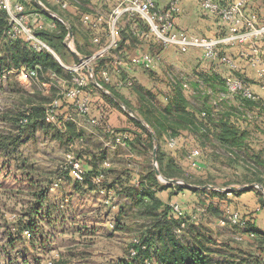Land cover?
Wrapping results in <instances>:
<instances>
[{"label":"rangeland","instance_id":"374dc122","mask_svg":"<svg viewBox=\"0 0 264 264\" xmlns=\"http://www.w3.org/2000/svg\"><path fill=\"white\" fill-rule=\"evenodd\" d=\"M38 1L39 5L43 4L41 0ZM52 1L55 3L53 6H56L58 2L66 3L68 10L58 4L61 8L58 7L59 12L68 13V16H71L75 23L78 17L80 22H83L81 18L86 10L95 9V12H103L102 10H104L109 13L117 5L114 0H99L98 4L94 6L89 0ZM40 7L43 9L41 5ZM52 13L60 16L54 11ZM1 17L3 16L0 13ZM63 20L66 25L69 24L65 19ZM41 21L43 22V28L47 27L46 19ZM49 25L53 27V24L50 23ZM68 45L74 48L71 40ZM158 57L160 59H158L155 67L157 71H148L138 66L139 69L135 72H138L137 76H139L136 79L138 80L137 84L154 91L156 94L155 102L158 107H161L165 106L167 102L163 96V92L167 88L163 85L167 75L175 77L173 74L176 73L178 75L181 74L183 77L187 76L188 80L184 79L185 88L191 87L189 81L194 75L184 68H178V66L174 68L173 65L167 66L161 55ZM81 76L85 77L83 74ZM75 78L76 76H74L73 80ZM144 81H148L149 85ZM22 83L21 73L16 72V70L1 72L0 111L8 112L13 116L26 114L27 110L30 111L31 108L30 101L35 102V98L41 100L46 98L47 93L42 94L41 82L35 84L34 81L29 85ZM50 85L55 91L59 92L58 96L66 91L64 85L56 88L59 85L55 80H52ZM163 87L165 88L163 89ZM190 89L187 88L188 92L186 94L189 101L193 102V104L199 103L202 105L203 98L202 96H197V93L209 95L210 104L208 106H212L210 111H213L212 113L215 115L214 121H216L218 127H220L219 120H221V117H231L232 120L236 121V124H239L243 131L241 134L244 137L240 139L242 142L239 143L240 141L238 140L237 144L243 147L233 149L235 151L233 153L220 142L218 135L207 137V140H204L205 144L201 145L202 156L199 159V161L204 163L203 166L206 167V170L199 169L193 166V163H198L191 156V150L194 146L192 135L188 131L183 130L182 133H179L182 139H179L178 144L169 145L170 148L168 145L167 147L165 146V149L168 150L167 152L174 156L175 165L180 167L179 170L176 169L181 174L171 178L176 179V183L167 182L165 180L167 178L161 172L160 175H157L156 168L159 169V165L158 163L155 165L152 162V153L155 147L148 150L147 154L140 156L139 162L141 164L137 162L135 164V160L129 161L123 156L120 157L121 159L115 158V161H113L114 155L110 156L109 159L114 162L116 172L124 175L126 172L135 173L139 170L146 173L148 169H152L163 184L185 185L191 188H202L203 186L211 185L215 189L226 193L230 191L228 188L232 186L243 187L244 185L240 184L243 179L242 176L247 171L249 172V165L253 167L251 165L253 156L255 154H263V151H254V148L258 149L264 143V110H258L259 108H255V106L253 108L244 105L236 97L230 99L225 96V99H223L224 97L222 98V96L227 91L224 92V90H220L217 87L218 90L214 93V88L209 84L200 85L199 89L201 92L199 89V92L195 89L190 91ZM160 90L162 91L161 94H159ZM133 103L135 107L138 105L136 100ZM60 107L63 109L58 111L56 121L42 120L36 126L32 123L24 131V134L21 137L19 136V140L15 142L16 145L15 149L12 150V154L7 156L0 155V264H120L121 261H129L133 239L142 234L146 235L144 232L147 231V227L150 228L149 220L142 216L141 207L135 205L130 198L128 199L126 193L119 195L114 190L109 193L107 190H102L101 187H98L99 190L97 191L91 190L84 193L75 190L71 166L76 161L80 164L79 159H83V155L81 156L80 154H84L85 148L88 151H90L89 149L101 151V149L97 148L101 145L95 139H85L86 130L88 133L92 131V128L78 127L74 121L77 118V110L73 103L63 99L60 101ZM125 111L128 112L127 110ZM230 111H233L236 115L228 113ZM135 112L139 114L137 110ZM243 115L246 116L244 117ZM139 116L145 122L140 114ZM171 116L175 117L177 114L173 112ZM13 125L14 123L10 119L0 120V135L16 134L13 133L15 130ZM145 125L149 129L146 122ZM257 129L258 131H255ZM86 141H88L87 144ZM108 143L110 144V142ZM175 146L178 147L177 151L170 152L169 150L176 149ZM198 149L201 151L200 148ZM262 156L264 160V154ZM150 163L152 164L151 166H149ZM261 172L264 174V169ZM126 174L127 176L125 177L130 180L129 184H133L132 177L128 173ZM30 180H32L33 187H30ZM35 181L39 182L45 190L47 188V200L41 206L42 209L44 207L41 212L42 215L35 216L34 213L31 225H27L24 222L23 228H21L20 222L30 218L27 216V212L34 209L37 202L35 194H37L38 189L35 188ZM226 184L228 186L224 187ZM258 190L261 191L264 199V190ZM162 194L163 199L173 206L178 205L183 211L189 214H196L198 221H196L194 227L196 229L200 228L203 234H208L214 238L213 240L215 241L211 242L208 247L212 250L209 253L212 254L208 259L209 262L213 264H246L239 260L241 259L240 257L234 255L235 251H232L233 249H229V247L235 248L233 247L234 245H226L224 242L229 240L231 233H234L235 228H232L231 225L235 224L232 222L223 223V220H218L216 215L207 211L206 207V205H211L213 211L221 210L228 216L232 212L240 213L239 208H241L244 201L242 202L238 197L239 195L233 192L227 194L225 198L216 195L214 197L204 195L197 197L187 191L185 195L172 201L169 200L167 192ZM195 208L199 210L197 209L198 211H196ZM47 210L49 211L48 213ZM117 219L120 220L118 225L116 223ZM234 235L239 237L241 233H235Z\"/></svg>","mask_w":264,"mask_h":264},{"label":"trees","instance_id":"16d2710c","mask_svg":"<svg viewBox=\"0 0 264 264\" xmlns=\"http://www.w3.org/2000/svg\"><path fill=\"white\" fill-rule=\"evenodd\" d=\"M17 1L20 2L23 7H27V9L24 11L25 14L39 12L44 16L46 20L53 22L55 24L54 28L44 27L37 31V35L56 51L60 52L63 49L66 50L64 41L68 34L67 26L60 20L53 18L48 12L43 10L35 2V0H29L27 2H24V0ZM41 1L47 7H50L51 10L58 13L63 19H65L69 23L70 27L73 30V34H80L83 38V41L85 42V45H90L92 47L94 46V50H88L86 49V46H80L78 44L79 52L83 53V55L89 57L100 48L109 44V27L107 23L102 22L97 28L93 29L89 26L84 25L83 22H80V19L76 20L77 22L75 23L74 19L71 16H68V13H62V11L59 12V8L60 6H62L61 3L58 2L60 6L58 4L56 6H53L50 4L49 0ZM114 1L116 2V0ZM154 1L157 10H166L169 6L168 2L166 6L160 7L156 0ZM214 1L223 7L234 4H223L219 0ZM197 2L199 11L198 13L206 17L214 18V20L219 23L221 31L214 35V37H207L205 35L202 36L177 27L176 17L181 10V0H179L178 2L179 10L173 13V23L175 29L183 31L187 34L196 35L208 39H219L227 36L229 34V24L225 20H223L220 15L209 12L208 10L203 8L201 6L200 0H197ZM242 10L245 14H256L258 19V14L255 12H247L243 3ZM102 11V13L108 14L106 11ZM94 12L95 9L90 11L86 10L84 14ZM0 13L3 16L0 18V20H2L0 23V75L1 72L5 70H19L20 68L24 67L26 70L35 71L36 68V70L38 71H52L59 76L67 78V80H72L73 84V76H75L76 72L68 71V73H65L63 67L56 61V59L48 50H35L24 39V37L13 38L8 35L7 32L10 28V25L7 19V13L2 8H0ZM69 17H71V19ZM257 23L259 24V20H257ZM117 25V45L111 47L109 53L94 60L93 68L95 76L97 78V81L103 87L107 88L114 95H116L126 106L135 111L137 110V112H139V114L145 120L149 129L146 127L145 122L131 116L130 122L133 128L122 131H118L117 129L112 128L114 130V133H110L108 131V135L112 136L113 138L112 140L115 142L116 135L126 136V138H123L126 145L132 144L135 148L136 146H140L142 147V149L147 151V149H153L155 147L154 139L156 138L158 140L156 157L157 163L159 165V171L167 179L175 178L179 176L178 174L181 173H179L178 171L180 167L175 165L176 161L174 160V156L167 152L168 150L165 149L164 145H175L176 143L178 144L179 139H182V136L180 138L179 133H182L183 130L188 131L192 135V142H194L192 150L198 148L201 149L200 154L192 158L196 163L200 162L199 159L202 156L201 145L203 146L205 144L204 140H207V137L209 138L213 135H218V139L220 140V142H222V144L225 145L229 151L235 153L234 150L237 147H241L240 144H237L238 140L240 141V139L244 137V135L239 132L241 131L239 124H236V121L232 120L231 117H221V120H219L220 127H218V125H216V121H214L215 115L212 113L213 111H210L212 109V106H208V104H210L209 95H207L206 93H202L201 95L197 93V96H202L203 98L201 105L199 103L193 104V102L189 101L188 95L186 94L188 92L187 88H191L190 91L193 89L198 91L200 85L207 84L211 85L212 88H214V93L217 92V87L220 90H224V92H228V80H232L236 77L245 79L251 85L250 81L242 75L239 61L235 59L233 54H231L229 51L233 46L229 44H219L216 48L219 54V58L208 59L204 56L203 50L199 48H190L184 52L178 50L175 47L165 48L159 41L155 39L154 35L150 33L149 25L147 24L146 20L138 14L131 15L130 13H125L121 17V19H119ZM95 36L100 37V42L98 44H95L93 42V38ZM263 40L264 38L257 41V45L260 48V52L261 47L259 43ZM141 45H146V50L141 47ZM132 48H140L145 52L138 56L140 59L138 62L136 59L132 61L131 64L140 66L148 71H154L155 67L157 66L158 59H160L158 56L162 53L163 50L173 48L179 51L180 53H186L191 49H198L203 55V57L199 56L198 59L200 65L203 64L204 66H207L214 64L218 65V67L223 66L222 68H224L226 74L220 75L218 73L215 74L212 72H202L204 71V67L202 65L200 69L201 72H196L198 80L190 82L191 87L188 86L187 88H185L184 86L185 83L178 77H173L171 75L170 77L169 75H167L166 81L165 83H163V85L167 87H163V89L165 88V91L163 90V96L165 97V100L167 102L165 106L158 107L157 103L155 102V92L150 89H146L142 85H138V80H136V77L132 76L125 67V62L130 61L128 59L127 51L131 50ZM143 54H150L154 57L157 56L158 59L156 64L153 67H146L145 64L141 61ZM222 56H229L237 64V69H233L228 64L222 62ZM116 57H120V59L122 60V63L120 65H115L116 63H114V61L116 60ZM76 60L77 62H79L78 59ZM105 70H109V74L111 75L110 81H105L103 78V72ZM83 72L86 73L87 70H83ZM127 78L132 81L131 84L122 86L116 85L117 79L125 80ZM112 83H114V86H112ZM91 86L93 85L91 84ZM125 88L132 91L136 103L138 104L136 107L130 99H127L118 90ZM161 93L162 91L160 90L159 94ZM104 97L107 98L116 107L122 109L125 112L124 108L113 98L108 97L107 95H104ZM234 97L239 98V100H241L244 105H247L249 107L255 106V108H259L258 110H264L263 103L260 99L254 100L245 97L242 94H237ZM63 98H66L64 94H62L61 97H55V99H59L60 101ZM52 102L50 101L48 106L43 103L36 106L31 105L30 111L27 110L26 114H18L17 116H13L8 112L0 111V120H12L14 123L13 127H15L13 133H16L0 135V155L3 154L7 156L12 154V150L15 149V142L19 140V136L21 137V135L24 134V131L28 129L27 127L32 125V123L36 126L39 121L46 120V113ZM30 103L32 104V101H30ZM90 106V108H92L91 102ZM60 108L61 107L59 106L57 109L56 117H58V111ZM233 111H230L228 113L235 116L236 114ZM173 112L177 114V116H171ZM243 116L245 117L246 115ZM100 121H105L103 119V116ZM241 142L242 140L239 143ZM175 147L176 149H172L169 151L176 152L178 147ZM80 155L84 156V154ZM98 158L99 159H97L96 161L103 162V160L105 159V155L101 153ZM82 160L84 161V157L83 159H79V162H81ZM90 162L93 167V171H90L88 173L86 172L84 174L83 180H77L71 172L75 181L74 188L80 193H84L85 191L89 192L91 190H99L98 186L94 184L95 178L96 175L99 174V172L103 171L102 169L99 171L97 170L98 164L95 162L94 157ZM81 164V167L84 170V163L81 162ZM249 174L243 176V179L240 184L258 182L264 187V180L259 178V176L256 174L255 169L251 168L249 170ZM107 183L108 181L104 180L99 185L102 186V190L104 188L112 189L116 194L118 193L119 195H123V193H126V197H128V199L130 198V200H132L135 205L141 207V211H143L142 216L146 217L149 220L150 228L147 227V231L144 232L146 233V235L142 234L141 236L135 237L133 239L132 247L130 249V260L121 261L120 264H213L208 261L209 257L212 255L209 254L210 252H212V250L208 247L211 242L215 241L213 240L214 238L208 234H203L200 228L196 229L194 227L196 221H198V216L196 214H189L188 212L183 211L180 206V211L177 212L176 210H174L172 204L163 199L162 193L167 192L169 200H171L172 196H177L179 193H182L184 191H188L197 197H200L201 195L214 197L216 195L221 198H225L227 197V194L233 192H235L236 195L242 193V191H229L226 193L211 188L198 187V189L195 187H187L185 185L167 183L163 184L159 181L155 171L152 169H148L146 173L142 174L139 177V180L135 182V184H129L128 182L123 183L121 179L118 181L110 182L108 184ZM227 184L224 187L228 186ZM30 187H33L32 180H30ZM35 188L38 189L37 194H35L37 196L35 208L27 212V216L30 218L26 221L20 222V224L22 225L21 228H23L24 222H26L27 225H31L34 213L35 216L42 215L41 212L44 207L42 209L41 206H43V204L47 200V188L45 190V188L41 186V184L37 181H35ZM124 189L127 190L124 191ZM255 191L260 197L262 206H264V199L262 197L261 191ZM206 207L207 211L218 217V220L220 219L228 223L230 222L228 220L229 216L225 214V212H222L221 210L213 211L211 205H206ZM197 209L195 208L196 211L199 210ZM48 212L49 211L47 210V213ZM239 214L241 220L245 223L244 226L231 225L232 228H235L234 233H231L229 240H226L224 242L226 243V245H234L233 247L235 248L229 247V249H233L232 251L236 252H234V255L240 257L241 259L239 260H241L242 263L264 264V232L257 230L252 215L244 214L242 213V211H240ZM116 223L117 225L118 223L120 224V220L117 219ZM235 233H241V235L239 237H236L234 235Z\"/></svg>","mask_w":264,"mask_h":264},{"label":"crops","instance_id":"0c3cea01","mask_svg":"<svg viewBox=\"0 0 264 264\" xmlns=\"http://www.w3.org/2000/svg\"><path fill=\"white\" fill-rule=\"evenodd\" d=\"M28 1V0H24ZM50 4L53 5L55 4L54 1L49 0ZM99 0H89V2L91 4H93L92 6H94L95 4H98ZM221 3L226 4V3H243L247 12H255L258 14V20H259V24H264V0H219ZM234 1V2H232ZM35 2L39 5V1L35 0ZM156 2L158 3V5L160 7H164L167 5V3L169 2V0H156ZM44 4V3H43ZM42 4V6H44ZM198 2L197 0H181V10L180 13L177 15L176 17V25L177 27H179L180 29L183 30H187L199 35H205L207 37H214V35H216L217 33H219L221 31V27L219 25V23L217 21L214 20V18L212 17H206L203 16L201 14H199L198 12ZM40 6V5H39ZM44 7H47L46 5ZM27 8L24 7V11ZM47 9L50 11V7H47ZM52 11V10H51ZM49 12V14L53 17L56 18L55 14H53L52 12ZM28 15L30 17H35V15H38L39 18H41V20H45V18L39 14L38 12L35 13H28ZM71 19V17H69ZM58 19V18H56ZM79 19V18H78ZM82 19V18H81ZM59 20V19H58ZM61 21V20H60ZM62 23H65V21H61ZM67 22V21H66ZM53 24V27H55V24L52 21L47 22L46 20V24L47 27H51L49 24ZM70 26V24H67ZM66 25V26H67ZM67 38V36H66ZM65 38V46H66V50H61L56 51L55 49H53L50 45L51 51H49L53 57L56 59V61L63 67V70L65 73H68V71H72V68L77 66L79 62H81L82 59L86 58L87 56L83 55V53L79 52V48L78 46H86V49L88 50H94V46H90V45H85V42L83 41V38L80 34H73V38L71 40L72 45L74 48H72V46H67L66 45V39ZM79 44V45H78ZM260 47H261V52L262 54H260V58L262 60H264V40L261 41L259 43ZM141 47H143L146 50V45H141ZM230 53L233 54V56L235 57V59H237L239 61L240 64V68H241V73L244 77H246L247 80L250 81L251 83V87L253 89L254 92L258 93L259 95L263 94V91L261 89V80L258 76V65L256 63H254V57L252 55L251 49L249 44H241L238 46H233L230 50ZM144 50H141L140 48H132L131 50H128V59L130 61H126L125 62V67L127 68L128 72L132 75L135 76L136 79H138L137 71L139 68L137 65H133L131 64L132 61L139 59V55H141L142 53H144ZM243 53H246L243 54ZM162 57V60L164 61V63H166L167 66H172L174 68H176L178 66L181 68H184L186 71L191 72V74H193V78L189 81H197L198 77L196 72H201V66L199 65V56L203 55L200 53V50L198 49H191L186 53H180L179 51L173 49V48H169V49H165L162 51V53L160 54ZM79 60V62H77L76 59ZM80 64V63H79ZM199 65V66H198ZM124 67V68H125ZM204 67V71L202 72H212L215 74H220V75H225L226 72L224 71V68H222L223 66L218 67V65H207V66H203ZM157 69V68H156ZM156 69H154V71H157ZM14 70V69H11ZM35 72V74H31V72ZM16 72L21 73V79H22V84L25 85H29L31 82L35 81V84L41 82L42 84H40L42 86V94H46V98L45 99H39V98H35V102H32L31 105H39L41 103L43 104H48V102H52L54 100L55 97L58 96L59 92L56 90H54L51 85L50 82H52V80H55L56 83L59 85L56 88L59 87H63V85L65 86V90H68L72 87L75 86V83L73 81L72 84V80H67V78H64L63 76H59L57 74H55L52 71H38L35 68L34 70H26L24 67L20 68L19 70L17 69ZM76 72V71H74ZM135 72V73H134ZM81 75L83 74L86 78H87V85L85 87H83V92L81 94L82 97H88L89 101L92 104V108L91 109V118H96V119H101L103 116V119L105 121L101 122L98 126H92L87 122V119L85 117H83L82 115L79 114V112L76 111L77 115H76V119L74 120L75 123L78 125V127L84 126V127H89L92 128L91 132L87 133V130L85 132L86 138L88 140V138H92L97 140L101 146L97 147L99 149H101V151H93L91 149H89L90 151H88L85 147V152H84V161L82 160L81 162L84 163V172L88 173L90 171H93V167L91 165V160L94 157L95 162L98 164V171L102 169L103 172H99L98 175H96L95 178V183L98 187L104 180L110 182L113 181H118V180H122L123 183H129V179H127L125 176H127L126 173H128L134 182H137L139 180V177L144 174L143 171H137V172H126L124 175L123 173L118 174L116 172V168H115V164L114 162H111V160L109 159L110 156L114 155L113 161H115L116 159H121L120 157L123 156L124 158H127L129 161H134V163L136 164L139 163V158L142 154H147V151L150 149L144 150L142 149V147L140 146H136L133 147L132 144H125V145H121L119 143L114 142L112 139V136L108 135V131L110 130V128H115L118 131H122V130H126V129H132V124L130 122V117L132 116L131 113L128 112H124L122 109L116 107L113 103H111L107 98L104 97V95H107L108 97H111V91H109L107 88L104 87L105 90H102L101 88L97 87L94 83V78H96L95 76V72H94V68H93V73L91 72L90 69L87 70L86 73H84L83 71H78L76 72L75 76L77 75ZM173 75H175V77H178L179 79H181L184 82V79L188 80V77H183L176 73H174ZM74 77V76H73ZM224 77V76H223ZM35 78V79H34ZM97 80V78H96ZM116 81V79H115ZM147 85H149L148 81H144ZM185 83V82H184ZM91 84L93 86H91ZM61 85V86H60ZM144 85V84H143ZM185 85V84H184ZM37 87H41L39 85H35ZM112 86H114V83H112ZM67 87V88H66ZM116 87V86H115ZM147 87H153V86H147ZM51 88V89H49ZM38 89V88H37ZM38 90H41L40 88ZM127 99H130L132 102L135 100V97L132 93L131 90L128 89H118ZM56 92V93H55ZM63 94V93H62ZM113 94V93H112ZM61 96V95H60ZM64 101L66 100L67 102L70 101V103H72L71 99H66L63 98ZM61 99V100H63ZM114 99V98H113ZM115 100V99H114ZM118 103V102H117ZM121 105V104H120ZM62 106V104H61ZM122 106V105H121ZM91 107V106H90ZM123 107V106H122ZM62 111L63 108H60ZM134 117V116H132ZM135 118V117H134ZM105 125V126H104ZM110 126V128H109ZM241 128V127H240ZM94 129V131H93ZM80 130V129H79ZM255 131H258L255 130ZM242 129L240 131V133H242ZM82 134V132H81ZM87 134L89 135L87 137ZM110 142V144L108 143ZM88 143V141H86V144ZM244 144V141H243ZM164 146L167 147V144H165ZM258 146V145H256ZM123 147V148H122ZM168 147L170 148V146L168 145ZM241 147H243L241 145ZM240 147V148H241ZM263 147V148H262ZM253 149V148H251ZM123 150V151H121ZM174 150V149H173ZM250 150V149H248ZM254 151L259 152V151H263L264 154V143L261 144V146L257 149L254 148ZM101 153H103V155H105V159L103 160V162H98L96 161L97 159H99L98 157L101 155ZM262 154V155H263ZM261 154H255L252 158V162L251 165H249L250 169H255L256 170V174L259 176V178H261L262 180H264V174H262V169H264V160H263V156ZM145 156V155H144ZM143 156V157H144ZM153 156V153H152ZM137 160V161H136ZM80 162V164H81ZM152 162H153V157H152ZM204 163H202L201 161L198 164H194V167H197L199 169H205L206 167L203 166ZM82 165V164H81ZM152 164L150 163L149 166H151ZM258 168H257V167ZM260 167V168H259ZM149 168V167H148ZM147 169V168H146ZM127 170V169H125ZM249 174V172L247 171V173L243 174V176ZM123 175V176H122ZM251 175V174H249ZM242 176V177H243ZM133 182V184H134ZM258 184L260 186H262L260 183L258 182H252L249 184ZM249 184H242V185H249ZM263 187V186H262ZM264 188V187H263ZM105 189V188H104ZM103 189V190H104ZM258 190L260 188L258 187H254V188H249V189H244V190H237V191H242L241 194H239V198L242 200V206L241 208H239L240 211H242V213L244 214H249L252 215L255 226L257 228V230L264 232V206H262L261 201H260V197L257 194V192L255 190ZM108 191L109 193L112 191V189H105V191ZM217 190V189H214ZM261 190V189H260ZM217 191H220L219 189ZM263 191V190H262ZM187 191H184L182 193H179L177 196H172L171 200H176L179 199L180 197H182V195H185ZM236 197V198H238Z\"/></svg>","mask_w":264,"mask_h":264},{"label":"built area","instance_id":"2783aa9c","mask_svg":"<svg viewBox=\"0 0 264 264\" xmlns=\"http://www.w3.org/2000/svg\"><path fill=\"white\" fill-rule=\"evenodd\" d=\"M117 5L110 13L105 14L100 11L94 13H86L83 15V24L91 28H97L99 24L105 22L109 27V44L97 50L92 56L81 60L80 64L72 68V71H83L92 69L93 62L97 58L104 56L109 53L111 47L117 45V34H118V21L125 13L131 15H140L146 20L149 25L150 33L154 35L155 39L159 41L165 48L175 47L181 51H187L190 48H199L203 50V54L208 59L219 58L217 46L219 44H229L236 46L238 44H249L252 55L254 57V63L258 65V76L261 80L262 95L253 92L251 85L245 79L236 77L232 80H228L227 89L228 92L222 96H228L230 99L237 94H242L245 97L257 100L260 99L264 106V60L260 58V48L257 45V41L264 38V24L257 23L256 14H245L242 10V3L237 2L230 6H220L214 0H200L201 6L209 12L220 15L223 20L229 24V34L223 38H203L196 35L187 34L183 31L175 29L173 23V13L179 10V0H170L169 6L165 10H157L154 0H116ZM63 8L68 5L60 2ZM0 8L4 9L7 13V19L10 28L7 32L13 38L24 37V39L35 49L50 51V46L37 35V31L43 28V22L40 20L38 15L30 17L24 13L23 5L17 0H0ZM93 42L98 44L100 37L95 36ZM246 55V53H243ZM117 56V55H115ZM158 57H154L150 54H143L141 61L146 67H153L157 62ZM140 59H137V62ZM221 61L228 64L233 69H237V64L229 57L222 56ZM90 63V64H89ZM115 65H120L122 60L120 57H116L114 61ZM108 71V72H107ZM107 72V73H106ZM35 74V72H31ZM109 70L103 72V78L105 81L111 80ZM75 86L66 90L63 94L66 98L71 99L74 107L78 110L79 114L87 119V122L92 126H98L101 121L100 119L91 118L90 116V101L88 97H82L83 87L87 85V78L77 75L74 79ZM99 83V82H98ZM132 81L127 78L125 80L117 79L116 85H128ZM99 85H101L99 83ZM102 86V85H101ZM231 96V97H230ZM60 106V100L55 99L50 104L49 109L46 113L47 121H56L57 109ZM110 133H114L111 128ZM123 138L126 136L116 135V143L125 144ZM200 154L199 149H194L191 152L192 158ZM72 167V173L77 180H83L84 170L78 161L74 162ZM174 210L180 211L178 205L173 206ZM228 220L235 225L244 226V221L241 220L238 212H232L229 215ZM225 223V221H222Z\"/></svg>","mask_w":264,"mask_h":264},{"label":"water","instance_id":"95a60500","mask_svg":"<svg viewBox=\"0 0 264 264\" xmlns=\"http://www.w3.org/2000/svg\"><path fill=\"white\" fill-rule=\"evenodd\" d=\"M41 6H42V4H40ZM43 7V9L45 10V11H47L48 13L50 12L47 8H45L44 6H42ZM56 16V15H55ZM56 18H58L59 20H61V21H64L63 20V18L61 17V16H56ZM72 38H73V30H72V28L68 25V36H67V40H66V45L67 46H69L68 45V42L70 41V40H72ZM91 70V72L93 73V70L92 69H90ZM94 78V83H95V85L97 86V87H99V88H101L102 90H105L104 89V87L103 86H101V85H99V83H98V81L96 80V78L95 77H93ZM111 96L115 99V101L116 102H118L119 104H121L122 106H123V108L125 109V110H127L128 112H130L131 113V115L132 116H134L135 118H137V119H139V120H141V118H140V116H139V114H137L136 112H135V110H133V109H131V108H129L128 106H126L116 95H114V94H112L111 93ZM142 121V120H141ZM155 140V148H154V152H153V162L155 163V165H156V163H157V157H156V153H157V144H158V140L155 138L154 139ZM156 173H157V175H160V171H159V169L158 168H156ZM167 182H170V183H176L177 182V180L176 179H165ZM254 187H258V188H260L261 190H264V188L262 187V186H260V185H258V184H249V185H245V186H243V187H236V186H232L231 188H228V189H230V191H237V190H244V189H249V188H254ZM202 188H211V189H215V187L214 186H211V185H207V186H203Z\"/></svg>","mask_w":264,"mask_h":264}]
</instances>
